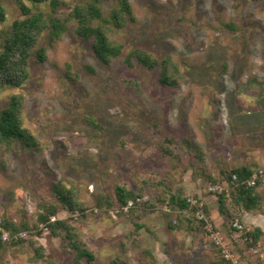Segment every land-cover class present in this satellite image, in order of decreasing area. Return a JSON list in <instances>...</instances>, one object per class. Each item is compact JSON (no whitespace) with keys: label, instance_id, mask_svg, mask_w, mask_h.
I'll list each match as a JSON object with an SVG mask.
<instances>
[{"label":"rangeland","instance_id":"1","mask_svg":"<svg viewBox=\"0 0 264 264\" xmlns=\"http://www.w3.org/2000/svg\"><path fill=\"white\" fill-rule=\"evenodd\" d=\"M129 2L135 21L113 31L112 39L124 49L111 64L96 59L92 40L77 36L72 19L62 38L49 45L46 62L30 59L28 79L19 88L0 87V111L12 95H22L24 126L39 141L38 149L14 144L0 150V217L35 231H25L23 244L0 250V264H88L75 259L63 230L55 237L38 223L40 206L57 208L50 218L74 229L93 264H216L219 254L205 230L167 208L170 195L200 198L224 221L222 232L230 238L231 218L207 193L211 182L202 168L222 179L237 164L255 169L264 164V0ZM21 4L32 13L51 12L47 4L0 0L6 12L0 35L24 18ZM114 4L104 0V13ZM46 45L43 37L39 47ZM1 46L0 40V51ZM135 47L158 59L171 57L182 76L178 87L160 85L156 70L127 67L124 58ZM74 75L76 81L70 80ZM166 136L179 161L160 154ZM183 140L205 154L204 163L196 162ZM59 183L87 207L86 219L57 201L52 187ZM263 183L264 176L260 187ZM117 186L138 194L139 206L123 214L116 203L111 210L99 208L100 195L115 201ZM261 192L264 196V186ZM232 248L242 262L251 257L254 263L250 249L264 251V243L261 238L256 247Z\"/></svg>","mask_w":264,"mask_h":264},{"label":"trees","instance_id":"2","mask_svg":"<svg viewBox=\"0 0 264 264\" xmlns=\"http://www.w3.org/2000/svg\"><path fill=\"white\" fill-rule=\"evenodd\" d=\"M20 1V0H16ZM32 4H47L51 10L49 14L42 12L32 13L29 8L20 5L24 15L22 20L14 21L9 28L3 31L0 35L2 41L0 51V87L6 86L9 88H19L29 75L30 59L34 58L38 63H44L47 60V49L50 44L60 40L66 33L67 24L70 20L76 21L75 32L78 37L84 40H92V51L96 59L102 64L109 65L118 59L123 54V46L112 39L114 30H123L129 23L135 21L132 6L129 0H115V4L109 9L108 14H105L102 9L104 0H27ZM62 10H70L67 17L60 18L57 14ZM6 18L5 9L0 5V22H4ZM225 28L234 30L233 24L224 25ZM43 37L47 38V45L40 46ZM127 67L131 68L137 64L148 70H156L158 72V80L160 85L164 87H178L182 76L178 65L169 56L158 59L151 53L143 50L140 47L132 49L124 58ZM67 73H71V66L66 65ZM85 70L94 75L95 70L86 66ZM72 74V73H71ZM77 76L70 77V80L76 81ZM136 91L141 93L138 83L132 85ZM24 97L22 95H12L6 103L5 108L0 111V150L10 148L12 145H20L25 151L38 149L39 141L35 136L24 126L23 108ZM88 124L94 129L101 131L102 128L93 119H88ZM189 148V153L196 159L197 163H204L205 154L199 149H192L188 141H182ZM173 139L164 137L162 144L159 147V152L164 157H170L179 161V156L172 150ZM199 165H196V168ZM200 169V167H199ZM202 176L207 181L213 184H222L226 182L227 192L222 194L208 193L218 199L220 212L231 218L227 225V235L231 236V224L234 221L241 220V213L251 212L262 206L264 196L260 190L261 179H258L256 185L247 187L242 185L234 186L232 183L233 176H236L240 181H246L257 172L258 168L240 163L234 166L230 171L222 173V179L212 177L207 173L205 168H202ZM196 177L199 175L195 172ZM223 181V182H222ZM230 191L229 193V188ZM52 192L57 201L63 206L68 213H79L80 219H86V206L77 200L75 192L63 186L61 183L55 184L52 187ZM138 194L127 190L124 187L117 186L115 188V201L106 195H100L97 200L99 208L111 210L115 203L120 210L127 205L130 200H136ZM194 198L199 199L194 196ZM233 204H229L228 201ZM228 203V205H227ZM165 204L169 210L178 212L181 221H186L189 224H196L197 231L204 230L207 224H212L210 218V209L204 204V218L199 220L195 217V209H190L187 203V198L180 195H170ZM139 204H135L129 212L133 211ZM42 213L38 216V223L44 224L50 230L52 236H57L58 231L65 232L64 239L67 241L68 247L75 252V259L81 261L85 259L88 264H93L94 256L81 245L74 235V229L64 220H56L50 222L51 216H56L58 210L55 206H40ZM187 211V213H185ZM123 214L122 211H120ZM3 229L8 233L9 239L3 241L0 233V250L5 247H14L25 242L22 238H16L22 232L28 231L35 233L28 226H16L13 222L0 217ZM175 227H179L177 224ZM37 230V228L35 229ZM40 232H36L39 235ZM262 237L260 230L249 231L244 225V231L239 233L240 241H233L232 245L242 247L243 244L251 247H256ZM219 254V260L216 264H228L222 257L221 251L211 244ZM40 257V253L37 252Z\"/></svg>","mask_w":264,"mask_h":264},{"label":"built area","instance_id":"3","mask_svg":"<svg viewBox=\"0 0 264 264\" xmlns=\"http://www.w3.org/2000/svg\"><path fill=\"white\" fill-rule=\"evenodd\" d=\"M264 176V164L258 168L257 172H255L250 179L246 181H240L236 176H233L232 183L234 186L239 187L242 185H246L247 187H253L256 185L258 179H262ZM207 192L214 194H222L223 192L228 193L227 184H213L210 183L207 186ZM140 198H136V200H130L126 206H124L121 211L123 213H127L130 211L135 204L140 202ZM187 203L189 204L190 209H195V217L199 220L204 218L203 208L204 203L199 199L194 197H188ZM187 213V211H185ZM55 218H50V222H54ZM47 229V227H46ZM206 239L213 244L216 248L221 251V255L223 259L228 264H244L241 261V258L232 248L233 241H240L239 240V233L244 231V225L240 224L239 221H234L231 224V236L228 238L222 230L214 226L213 224H207L204 228ZM0 233L3 241H7L9 239L8 233L3 229L0 221ZM16 238H26V232H22ZM251 256H254L258 261L254 262L253 264H264V251H260L256 248L250 249Z\"/></svg>","mask_w":264,"mask_h":264},{"label":"crops","instance_id":"4","mask_svg":"<svg viewBox=\"0 0 264 264\" xmlns=\"http://www.w3.org/2000/svg\"><path fill=\"white\" fill-rule=\"evenodd\" d=\"M264 186V183L263 185ZM262 186L260 187V190L262 191ZM215 198V197H214ZM212 198L213 200H215ZM211 209V207H210ZM210 218L212 220V224L216 226L217 228H220L221 230L223 229V223L224 221L222 219H217L213 216L212 211L210 212ZM241 220L245 227L249 231H254V230H260L262 233V240L264 243V206L259 207L258 209L251 211V212H242L241 213ZM235 251V248H234ZM253 258H244L243 263L244 264H253L252 262L254 261ZM250 261V263L248 262Z\"/></svg>","mask_w":264,"mask_h":264}]
</instances>
